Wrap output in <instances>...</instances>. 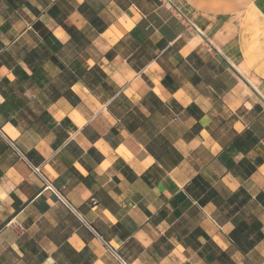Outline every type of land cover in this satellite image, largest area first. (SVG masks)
<instances>
[{
    "label": "crops",
    "instance_id": "1",
    "mask_svg": "<svg viewBox=\"0 0 264 264\" xmlns=\"http://www.w3.org/2000/svg\"><path fill=\"white\" fill-rule=\"evenodd\" d=\"M0 98V264H264V0H0Z\"/></svg>",
    "mask_w": 264,
    "mask_h": 264
},
{
    "label": "built area",
    "instance_id": "2",
    "mask_svg": "<svg viewBox=\"0 0 264 264\" xmlns=\"http://www.w3.org/2000/svg\"><path fill=\"white\" fill-rule=\"evenodd\" d=\"M36 172L42 178V181L44 182V188L50 189L52 192H54L60 198V200L64 201L63 195H61V193L58 192V190L53 186V184L48 180V178L44 174H41V172L37 168H36ZM113 254L116 257V259L118 260L119 264H128L127 261L121 255H119L117 252L113 251Z\"/></svg>",
    "mask_w": 264,
    "mask_h": 264
},
{
    "label": "snow or ice",
    "instance_id": "3",
    "mask_svg": "<svg viewBox=\"0 0 264 264\" xmlns=\"http://www.w3.org/2000/svg\"><path fill=\"white\" fill-rule=\"evenodd\" d=\"M5 72H7V69H4ZM10 75V73H9ZM0 102H2V98H0ZM248 107H251V105H248Z\"/></svg>",
    "mask_w": 264,
    "mask_h": 264
},
{
    "label": "clouds",
    "instance_id": "4",
    "mask_svg": "<svg viewBox=\"0 0 264 264\" xmlns=\"http://www.w3.org/2000/svg\"><path fill=\"white\" fill-rule=\"evenodd\" d=\"M48 264H51V261H49Z\"/></svg>",
    "mask_w": 264,
    "mask_h": 264
},
{
    "label": "bare ground",
    "instance_id": "5",
    "mask_svg": "<svg viewBox=\"0 0 264 264\" xmlns=\"http://www.w3.org/2000/svg\"><path fill=\"white\" fill-rule=\"evenodd\" d=\"M236 67V66H235ZM239 71V70H238ZM260 93V92H259Z\"/></svg>",
    "mask_w": 264,
    "mask_h": 264
}]
</instances>
